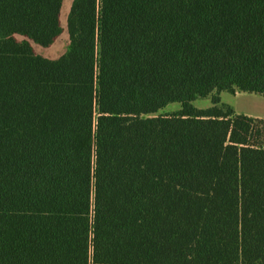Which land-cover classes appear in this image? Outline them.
Returning a JSON list of instances; mask_svg holds the SVG:
<instances>
[{
	"label": "trees",
	"instance_id": "obj_1",
	"mask_svg": "<svg viewBox=\"0 0 264 264\" xmlns=\"http://www.w3.org/2000/svg\"><path fill=\"white\" fill-rule=\"evenodd\" d=\"M64 1L0 0V264H264V121L192 104L264 95V0H73L49 59Z\"/></svg>",
	"mask_w": 264,
	"mask_h": 264
},
{
	"label": "crops",
	"instance_id": "obj_2",
	"mask_svg": "<svg viewBox=\"0 0 264 264\" xmlns=\"http://www.w3.org/2000/svg\"><path fill=\"white\" fill-rule=\"evenodd\" d=\"M19 38L22 39L20 36ZM58 39L53 45L47 48L33 43L34 49L38 54L46 58L57 59L66 52L68 47V43L65 45V47L62 45L57 46ZM215 97L219 98L218 103H215ZM192 104L198 110H207L213 107H218L223 110L230 108L235 114L245 115L255 120L264 121V95L255 92L243 91L238 87H234L232 90H215L208 96L198 97L192 102ZM181 109L182 105L177 112H180Z\"/></svg>",
	"mask_w": 264,
	"mask_h": 264
},
{
	"label": "rangeland",
	"instance_id": "obj_3",
	"mask_svg": "<svg viewBox=\"0 0 264 264\" xmlns=\"http://www.w3.org/2000/svg\"><path fill=\"white\" fill-rule=\"evenodd\" d=\"M73 0H65L64 2V7H63V11H62V24L64 26V32L63 34L60 36V38L58 39V45H62L65 47V45H67V43L69 42V33L67 31V19H68V15L70 13V8L72 5ZM181 108L180 103L175 102V103H171L168 106L159 109L157 112H150V113H145L143 114V116L145 117H154V116H159V115H166V114H174V112L176 113L178 111V109ZM263 127V126H262ZM264 129V127H263ZM261 141L264 144V135L261 139Z\"/></svg>",
	"mask_w": 264,
	"mask_h": 264
}]
</instances>
